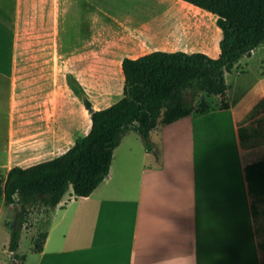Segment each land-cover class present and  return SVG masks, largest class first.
I'll list each match as a JSON object with an SVG mask.
<instances>
[{"label":"rangeland","instance_id":"1","mask_svg":"<svg viewBox=\"0 0 264 264\" xmlns=\"http://www.w3.org/2000/svg\"><path fill=\"white\" fill-rule=\"evenodd\" d=\"M170 1L67 0L66 7L61 8L59 35H49V10L47 9L46 14L44 10L38 9L41 17L39 22H44L46 35L19 36L20 79H26L23 85H27V81H34L37 91H44L50 97L58 94L65 97L66 106L64 108L61 104V117L68 119L63 120V123L67 124L69 133L79 136L82 115L87 113L84 106L86 101L94 109H106L123 97L124 60L164 52L161 50L189 53L206 51L214 56L213 51L217 47L219 49L222 36L216 17L201 12L198 15L169 18L167 12L174 9L168 6ZM24 12L27 14L26 8ZM22 27L25 32L26 19ZM159 31L162 35L155 33ZM94 32L98 35H88ZM77 33L81 35H76ZM159 43H167L168 46H159ZM239 70L244 75H231V86L244 88L255 94L264 89V44L254 51L251 58L239 63ZM33 88L32 84L31 89ZM207 97L202 94L194 101L197 109L203 101H207L212 108L210 114L199 122L194 135L187 125L181 130L174 129L172 143L177 160L175 169L170 170L180 175L186 183L188 179L189 183L194 179V183L196 181L198 185L197 190L202 192L208 190L205 187L207 183H217L222 187L238 173V144L230 116L218 114V97ZM63 102L61 99V103ZM27 130L24 128L26 134ZM131 133L117 156L118 169L114 184L122 182L124 190L133 188L137 183L139 167L147 152L140 135ZM7 137V122L0 121V179L6 178L9 169L3 153ZM153 142L160 143L155 136ZM164 143L163 156V150L167 151L169 142L166 139ZM28 145L24 147L29 149ZM69 147L48 152L42 158L20 159L16 162L23 168H29L63 155ZM164 160L169 163L165 156ZM70 194L71 190L61 202L69 209L67 212L52 210V216L45 221L41 220L39 224V228L48 234L45 239L48 242V251L57 250L62 243H65L67 249L89 246L95 239L98 224L96 207L92 202L81 199L75 204L71 202ZM235 203L236 201L218 198L198 200L194 201L192 210H183V213L193 211L192 215L174 217L181 231L180 240L187 235L185 229L188 226V237L194 241L193 246L191 244L188 249V261L184 259L179 264H264V248L253 245L243 216L238 215L240 204L237 202L235 206ZM27 208L22 230L26 224ZM220 210L226 216H219ZM14 221L15 206H6L3 200L0 201V264H11L14 259L9 251L11 227L13 223L16 226ZM140 227L138 220L134 236L138 243L145 239ZM153 232L152 222L147 239L154 241ZM31 237L27 232L22 233L18 251L20 257L28 258V264H33L37 257V254L30 251L33 247ZM35 237L42 241L41 236ZM207 245L210 247H206ZM186 249L180 250L186 253ZM138 256L136 264H156L154 249H147L146 253H139Z\"/></svg>","mask_w":264,"mask_h":264},{"label":"crops","instance_id":"2","mask_svg":"<svg viewBox=\"0 0 264 264\" xmlns=\"http://www.w3.org/2000/svg\"><path fill=\"white\" fill-rule=\"evenodd\" d=\"M66 2L67 0H0V121L7 122L8 140L3 153L9 168L8 172L12 166H21L16 162L20 159L42 158L48 152L60 151L70 146L65 151L67 152L78 138L87 136L91 130L92 121L87 110V113L82 115L81 134L75 136L69 133L67 124L63 123V120L66 121L68 117L64 116L63 119L61 117V104L64 108L66 106L65 97H60L59 94L50 97L44 91H37L34 81H27V85L24 86L23 82L26 79H20L19 36L46 35L44 22H39L41 17L38 9L44 10L46 14L47 9L49 10V35H59L61 8L66 7ZM168 3L170 8H174L167 12L169 18L206 13L180 0H171ZM24 8L27 9V14ZM25 19L27 29L24 32L22 26ZM36 20H38V26H36ZM155 33L162 35L160 31ZM88 35L98 34L94 32ZM158 45L168 46L167 43ZM213 52L214 56L206 51L202 53L217 59L221 53L220 47ZM246 58L248 57H243L239 63L241 64ZM239 63L231 74L226 75L228 92L224 100L229 104V110L220 109L223 101L220 97H218L219 104L216 106V109H219L218 114L230 116L231 127L235 131L238 144V173L235 178L222 187L217 183H207L205 187L208 190L202 192L197 190L198 185L196 181L194 183V179L193 183L192 181L189 183V179L186 183L180 175L170 171L175 169L177 160L172 143L174 129L181 130L187 125L194 135L199 122L212 111L211 107L205 114L195 111L190 117L169 126L161 127L162 125L159 124L151 134L154 150L151 153L145 152L134 190H131L133 188L124 190L122 182L114 183L117 178V156L121 146L131 136L132 133H130L122 140L114 153L109 176L89 198H76L71 190V202L77 204L81 199L84 202H92L96 207L98 224L95 239L89 246L67 249L65 243H62L57 250L48 251V242L45 240L48 234L39 228V224L41 220H47V217L54 212L46 204L36 203V201L27 208L26 224L22 233L27 232L32 236L33 247L30 251L32 254H37L33 264H136L139 259L138 254L146 253L147 249H154L156 264H179L184 259L188 261L190 253L188 249L194 241L188 237V226L185 229L187 235L180 240L179 232L181 231L174 217L182 214L192 215L193 211L183 213V210H192L194 201L212 198L236 201L235 206L238 202L240 204L238 215L243 216L250 233V240L257 248H264V196L254 199L250 195L245 176L247 166L264 161V89L255 94L244 88L231 86L229 82L231 75H244L240 73ZM32 84L33 89H31ZM25 87L27 90H24ZM61 99L64 100L63 103ZM98 110L101 109H95V111ZM24 128L28 129L27 134ZM154 136L158 138L161 145L153 142ZM164 139L169 142L167 151L163 150L165 159L169 160L168 164L162 155V149L165 147ZM25 145H28L29 149H26ZM254 205L256 206L255 215ZM57 209L66 210V212L69 210L63 204H60ZM221 213L222 210L218 215L226 216ZM138 220L142 234L145 236V239L139 243L134 239ZM152 222L154 241L147 239ZM205 230L207 228L203 229L202 233ZM240 231H242L241 228ZM36 235L41 236L42 241L37 240ZM200 236L204 238L202 234ZM182 248H187L186 253L180 250ZM11 264H28V258L23 261L14 258Z\"/></svg>","mask_w":264,"mask_h":264},{"label":"trees","instance_id":"3","mask_svg":"<svg viewBox=\"0 0 264 264\" xmlns=\"http://www.w3.org/2000/svg\"><path fill=\"white\" fill-rule=\"evenodd\" d=\"M216 17L221 32L220 56L204 53L154 52L122 62L125 78L123 97L91 115L89 134L78 138L63 155L29 168L12 166L0 179V201L15 206L9 251L17 260L22 226L31 201L56 210L73 190L76 198H89L109 176L114 153L131 132L143 139L147 152L154 150L152 132L159 124L169 126L190 117L195 111L210 110L206 102L196 109L200 95L223 99L220 109L229 110L226 75L243 57L264 44V0H180ZM87 110L92 106L84 104ZM250 195L264 196V161L245 169ZM254 215L256 206H253Z\"/></svg>","mask_w":264,"mask_h":264},{"label":"water","instance_id":"4","mask_svg":"<svg viewBox=\"0 0 264 264\" xmlns=\"http://www.w3.org/2000/svg\"><path fill=\"white\" fill-rule=\"evenodd\" d=\"M94 112H95V109H94V108H91V109L88 110V113H89L90 116H91Z\"/></svg>","mask_w":264,"mask_h":264}]
</instances>
